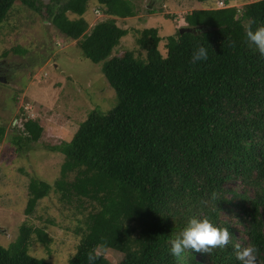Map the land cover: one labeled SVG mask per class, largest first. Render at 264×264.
I'll return each instance as SVG.
<instances>
[{
    "label": "trees",
    "instance_id": "16d2710c",
    "mask_svg": "<svg viewBox=\"0 0 264 264\" xmlns=\"http://www.w3.org/2000/svg\"><path fill=\"white\" fill-rule=\"evenodd\" d=\"M16 1L0 0V30ZM19 1L46 12L101 63L118 98L107 112L93 109L72 140L54 147L65 155L54 184H29L27 215L51 191L86 214L68 264H240L236 245H255L264 264V57L245 36L264 25V0L182 13L197 31L168 35L165 54L156 27L139 31L137 48L114 53L128 33L116 17L135 14L127 0H98L110 17L89 31L90 0ZM197 44L208 48V59L191 63ZM6 131L0 125V144ZM24 132L11 139L19 149L23 140H39L43 127L30 118ZM192 216L228 228L229 243L173 257L170 241ZM37 241L49 248L46 226L22 224L15 242L0 244V264H54L30 254Z\"/></svg>",
    "mask_w": 264,
    "mask_h": 264
},
{
    "label": "rangeland",
    "instance_id": "374dc122",
    "mask_svg": "<svg viewBox=\"0 0 264 264\" xmlns=\"http://www.w3.org/2000/svg\"><path fill=\"white\" fill-rule=\"evenodd\" d=\"M43 1L47 4L50 0ZM127 1L135 14L116 17L128 33L114 53L137 48L139 31L156 27L165 54L166 37L187 25L182 13L224 5V0ZM84 17L89 21V31L110 16L102 11L98 0H90ZM0 66L7 78V82H0V125L7 130L0 144V244L9 247L15 242L22 224L46 226L52 238L49 248L33 242L30 254L54 264H68L81 237L75 227L86 214L64 205L51 191L34 213L27 215L29 184L32 178L55 183L65 155L54 147L72 140L93 109L107 112L113 108L118 100L116 90L104 77L101 63L87 58L77 41L62 33L46 12L32 10L19 0L0 30ZM30 118L42 125V135L37 141L23 140L25 144L19 149L11 139L26 135L24 122Z\"/></svg>",
    "mask_w": 264,
    "mask_h": 264
},
{
    "label": "clouds",
    "instance_id": "9594fccd",
    "mask_svg": "<svg viewBox=\"0 0 264 264\" xmlns=\"http://www.w3.org/2000/svg\"><path fill=\"white\" fill-rule=\"evenodd\" d=\"M247 41L254 44L259 54L264 57V25L258 26L255 30L248 28L245 32ZM230 46H235V41L229 42ZM208 59V48L204 44H197L190 57L191 63L206 61ZM215 196V193H213ZM170 254L179 258L185 249H194L196 251H210L215 247L223 248L229 243V230L216 224L210 217L192 216L188 218L186 225L176 238L170 241ZM236 258L240 264H257L258 248L250 245L241 248L235 246ZM92 259V257H89Z\"/></svg>",
    "mask_w": 264,
    "mask_h": 264
},
{
    "label": "water",
    "instance_id": "95a60500",
    "mask_svg": "<svg viewBox=\"0 0 264 264\" xmlns=\"http://www.w3.org/2000/svg\"><path fill=\"white\" fill-rule=\"evenodd\" d=\"M197 28L196 27H191V26H183L180 28V32H196ZM0 82H7V78L5 76H0Z\"/></svg>",
    "mask_w": 264,
    "mask_h": 264
},
{
    "label": "flooded vegetation",
    "instance_id": "af4514ba",
    "mask_svg": "<svg viewBox=\"0 0 264 264\" xmlns=\"http://www.w3.org/2000/svg\"><path fill=\"white\" fill-rule=\"evenodd\" d=\"M5 73V68H3L2 66H0V76H4Z\"/></svg>",
    "mask_w": 264,
    "mask_h": 264
},
{
    "label": "built area",
    "instance_id": "2783aa9c",
    "mask_svg": "<svg viewBox=\"0 0 264 264\" xmlns=\"http://www.w3.org/2000/svg\"><path fill=\"white\" fill-rule=\"evenodd\" d=\"M223 2V1H222ZM223 4H224V2H223Z\"/></svg>",
    "mask_w": 264,
    "mask_h": 264
}]
</instances>
